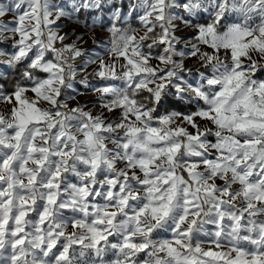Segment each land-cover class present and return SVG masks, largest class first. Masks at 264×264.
<instances>
[{"label": "snow or ice", "instance_id": "snow-or-ice-1", "mask_svg": "<svg viewBox=\"0 0 264 264\" xmlns=\"http://www.w3.org/2000/svg\"><path fill=\"white\" fill-rule=\"evenodd\" d=\"M106 14L112 62L60 35ZM133 15L143 35L116 26ZM8 41L2 264H264V0H0ZM90 92L105 111L69 107Z\"/></svg>", "mask_w": 264, "mask_h": 264}, {"label": "rangeland", "instance_id": "rangeland-1", "mask_svg": "<svg viewBox=\"0 0 264 264\" xmlns=\"http://www.w3.org/2000/svg\"><path fill=\"white\" fill-rule=\"evenodd\" d=\"M54 2L60 3L61 0H54ZM23 7L26 8V5L23 6ZM126 10L127 9H125V11ZM80 18H81V20H87L89 25L91 24V17H85L82 14V16ZM4 19L5 20H9V19H12V17L11 16H7ZM132 19H134L136 22L140 23L138 15L129 16V17H126L123 21H117V22H121L122 24H128V23L131 22ZM235 19H236L235 16L229 18L230 22L235 20ZM104 20L106 21L105 25H110L109 27L112 26V23L110 22L109 15L106 14L105 17H104ZM58 23H60V25L62 26L61 27V31H60V35H64L66 33L70 34V38L67 39L65 41V43L70 44V43L73 42V40L76 39V37L78 35H84L85 40L80 41V47L82 49L91 48L92 51L94 53L100 55L105 60V62H112L113 61V59H114L113 57L105 55V51L108 48L111 47V41H112L111 33L108 30H101L99 28L100 25H97L94 29L89 31L88 28H86L83 23L77 25V24L69 23L68 21L63 20V19L61 21H59ZM256 23H259V18H257ZM65 24H68V26L64 27ZM157 31H159V29H157ZM189 33H191V35H189ZM143 34H144L143 33V29L141 28L137 32V35L139 36V35H143ZM176 34L178 36H182L183 37V39L181 40V43L179 45H177L178 48H183L184 47V39H191V36L195 35V33L192 32L191 29H184L183 26H181V30L178 31ZM94 40L102 41V43H100L99 46L93 47V41ZM10 44H11V41H8V42H6V43H4L3 45H0V46L8 48L9 51H11ZM153 51L154 52H159L160 49H154ZM201 51L211 52L212 50L207 48L206 46L201 45ZM220 55H221V58H224L223 50H221ZM0 59H2V58H0ZM176 59H179V57H176ZM194 60H195V58H189L188 60H186L185 61V67L192 66L194 64ZM151 64L153 66H156V65L159 64V61L152 60ZM117 66H118V70H119V62H117ZM160 66L164 67L163 65H160ZM196 67H199V65L197 64ZM95 68H97V65L96 64H92L86 70L79 71L78 72V78H82V77L87 76L92 83H97V80L89 75ZM200 70L201 71H206V69H204V68H201ZM12 72H13V70H9L8 71L7 78L10 77ZM262 78H264V76H262ZM77 88H78L79 92H81V93L86 91L80 85H77ZM27 95L29 97H31L33 94L31 92H29V93H27ZM99 95H100L99 93H95V92H90V94L86 95V96L77 95L76 96V100H73V101L69 102V107H75L77 105V103H81V104H85L86 103L88 105V108H86L85 110L87 111L90 108L93 111V115H96V114H98V113H100L102 111H105L99 106L98 103H96L98 101V99H99ZM191 105H193V107L197 106L195 102H193ZM191 105H186V106L189 107ZM44 106L48 107L47 105H44ZM9 107H10V105L0 104V114H6ZM161 111L162 112L164 111L163 108L161 109ZM106 115H108L109 118H112V114H106ZM203 123H205V122H201L202 125H203ZM188 130L190 132L194 131L190 127H189ZM109 146L111 147V145H109ZM166 237H167V234H166ZM247 247L251 250V246L250 245H247ZM0 264H2V262H0Z\"/></svg>", "mask_w": 264, "mask_h": 264}, {"label": "trees", "instance_id": "trees-1", "mask_svg": "<svg viewBox=\"0 0 264 264\" xmlns=\"http://www.w3.org/2000/svg\"><path fill=\"white\" fill-rule=\"evenodd\" d=\"M109 26L110 25H104L103 27L100 26L99 28L101 30H108ZM116 26L118 28H121L122 30H128L130 28L140 30L142 28V25L140 23L136 22L134 19H132L131 22L128 23V24H122L121 22H116ZM111 36H112V34H111ZM19 76H20L19 71L13 70L12 74L10 75V77L7 78L6 87L9 90H11V88L14 86L15 81L19 79ZM168 106H171V105H168ZM185 107L187 108L188 111H191L192 109L195 108V107H193V105H191L189 107H187V106H185Z\"/></svg>", "mask_w": 264, "mask_h": 264}, {"label": "built area", "instance_id": "built-area-1", "mask_svg": "<svg viewBox=\"0 0 264 264\" xmlns=\"http://www.w3.org/2000/svg\"><path fill=\"white\" fill-rule=\"evenodd\" d=\"M57 46H59V44H58ZM79 63H80V62L78 61V62H77V66L79 65Z\"/></svg>", "mask_w": 264, "mask_h": 264}, {"label": "crops", "instance_id": "crops-1", "mask_svg": "<svg viewBox=\"0 0 264 264\" xmlns=\"http://www.w3.org/2000/svg\"><path fill=\"white\" fill-rule=\"evenodd\" d=\"M82 16V15H81Z\"/></svg>", "mask_w": 264, "mask_h": 264}]
</instances>
